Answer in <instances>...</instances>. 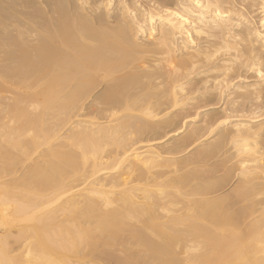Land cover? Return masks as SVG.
Here are the masks:
<instances>
[{"label": "bare ground", "instance_id": "1", "mask_svg": "<svg viewBox=\"0 0 264 264\" xmlns=\"http://www.w3.org/2000/svg\"><path fill=\"white\" fill-rule=\"evenodd\" d=\"M0 264H264V0H0Z\"/></svg>", "mask_w": 264, "mask_h": 264}, {"label": "rangeland", "instance_id": "2", "mask_svg": "<svg viewBox=\"0 0 264 264\" xmlns=\"http://www.w3.org/2000/svg\"><path fill=\"white\" fill-rule=\"evenodd\" d=\"M215 107H217V106H214L213 108H215ZM217 175V174H216ZM220 177H222V175H223V173H221V172H219V174H218ZM218 176H216V178H217ZM226 190V189H225ZM224 191V190H223Z\"/></svg>", "mask_w": 264, "mask_h": 264}]
</instances>
